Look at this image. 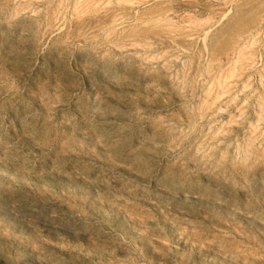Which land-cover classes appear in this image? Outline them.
<instances>
[{
  "label": "rangeland",
  "instance_id": "rangeland-1",
  "mask_svg": "<svg viewBox=\"0 0 264 264\" xmlns=\"http://www.w3.org/2000/svg\"><path fill=\"white\" fill-rule=\"evenodd\" d=\"M0 264H264V0H0Z\"/></svg>",
  "mask_w": 264,
  "mask_h": 264
}]
</instances>
